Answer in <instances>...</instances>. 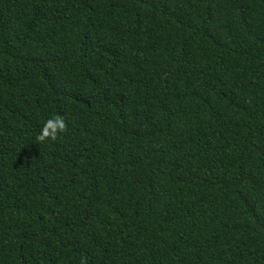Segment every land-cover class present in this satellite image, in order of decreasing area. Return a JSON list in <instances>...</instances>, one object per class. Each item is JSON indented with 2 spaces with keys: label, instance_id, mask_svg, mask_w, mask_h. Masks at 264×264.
Returning a JSON list of instances; mask_svg holds the SVG:
<instances>
[{
  "label": "trees",
  "instance_id": "16d2710c",
  "mask_svg": "<svg viewBox=\"0 0 264 264\" xmlns=\"http://www.w3.org/2000/svg\"><path fill=\"white\" fill-rule=\"evenodd\" d=\"M0 264H264V0H0Z\"/></svg>",
  "mask_w": 264,
  "mask_h": 264
},
{
  "label": "clouds",
  "instance_id": "9594fccd",
  "mask_svg": "<svg viewBox=\"0 0 264 264\" xmlns=\"http://www.w3.org/2000/svg\"><path fill=\"white\" fill-rule=\"evenodd\" d=\"M65 128V122L61 117L51 116L44 120L40 133L37 137L39 140L45 138L56 139L57 133L62 132Z\"/></svg>",
  "mask_w": 264,
  "mask_h": 264
}]
</instances>
